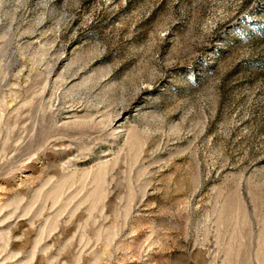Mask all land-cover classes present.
Here are the masks:
<instances>
[{
    "label": "rangeland",
    "instance_id": "374dc122",
    "mask_svg": "<svg viewBox=\"0 0 264 264\" xmlns=\"http://www.w3.org/2000/svg\"><path fill=\"white\" fill-rule=\"evenodd\" d=\"M0 264H264V0H0Z\"/></svg>",
    "mask_w": 264,
    "mask_h": 264
}]
</instances>
